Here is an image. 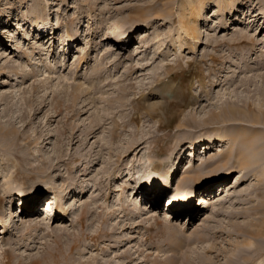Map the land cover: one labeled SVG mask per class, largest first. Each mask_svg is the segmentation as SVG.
<instances>
[{"label": "rangeland", "instance_id": "374dc122", "mask_svg": "<svg viewBox=\"0 0 264 264\" xmlns=\"http://www.w3.org/2000/svg\"><path fill=\"white\" fill-rule=\"evenodd\" d=\"M0 20V264H262L264 0H0ZM207 138L202 174L143 191ZM213 174L194 213L170 205Z\"/></svg>", "mask_w": 264, "mask_h": 264}, {"label": "bare ground", "instance_id": "6f19581e", "mask_svg": "<svg viewBox=\"0 0 264 264\" xmlns=\"http://www.w3.org/2000/svg\"><path fill=\"white\" fill-rule=\"evenodd\" d=\"M204 1L205 0H199V3L203 4ZM39 28H41V27H39ZM192 33L195 34V30H192ZM119 37H120L119 39H121V36H119ZM119 39L116 38V42H118ZM65 42L67 43V45H70V44L73 43L72 38H70L69 36L65 37ZM180 44H181V41H180L179 45ZM221 142H223V141H221ZM215 144H216V140H214V138H207V139L196 140V141L190 143L187 152H185V151L183 152V149H180L179 152H177L178 155H176L177 156V164H174L173 166H170L168 168V170L165 171L164 174H161V175L160 174L149 175L145 179V184H146V188L147 189H144L143 191H146V194H148V195H149V193L147 191L150 192L153 188H157V187L160 189V191H162V190L168 191V186L167 185H168V183L170 181H174V179L176 177L180 176L182 172L189 173L192 169H196V171H197V173H195L196 175H199L200 173L202 174L203 173V168H201L199 170L198 167H196V164L193 163V160L196 161L197 157L200 156V152L199 151L204 149L205 153H206L208 149L214 148ZM220 146L224 147V145H220ZM231 155H232V153H226V156H224V160L228 162L231 159ZM184 157H185V159H184ZM203 158L200 159V161L202 160V163H204V159ZM238 159H240L241 162H242V163H239V164H241L239 167L241 169H243L244 168V165H243L244 162L242 160L243 158H239L238 157ZM246 165H247V163H246ZM230 173H231L230 171L227 172V178L230 175ZM193 175H189L187 182H182L180 184V186L176 189V192L172 193L171 197L169 198L170 205L177 206V207H179V209L188 210L187 212H189V213H194L195 209L193 208L194 207L193 206L194 205L193 201H194V199L198 200V196H197L196 191H195V189H196L195 182L201 184L202 187L203 186H205V187L208 186L209 187L215 181V178H216V176L218 174H213L210 177L209 176L208 177L202 176L200 181H198L199 179L195 178V176H193ZM119 179H121V178H119ZM202 190H204V189H202ZM65 193H66V195L63 197V199H61V200H60V198L58 199L59 200L58 201L59 205H60V203H63V202H65V204H68L70 196H71V193L69 192V190H66ZM14 195L16 197H18V196L22 197V201H23L22 207L26 206V204L29 202L31 197H33V199H31V202L35 200L34 201L35 205L37 203L39 204L42 201V195L38 196L37 193H34V194L30 195V196H26L22 190H16ZM204 195H207L206 192L204 193ZM55 198H56L55 196L52 198L53 201H54ZM203 198H204L203 196H202V198H200L201 202L203 201L204 203H207L208 202L207 201L208 198H206V199H203ZM197 200L195 201V204H196ZM47 201H50V200H47ZM53 201H50V203L48 204L49 206L47 208H45L46 207V202H45V205H44L45 207L44 206L42 207L43 208L42 209V214L46 216L47 220H52L53 218H56V216L66 217V216H68L70 214V211L67 208L65 209V206H63L59 210V212H58V210L55 211L54 206H53ZM167 202L168 201H165V203L163 204L164 210L167 207ZM27 205H29V204H27ZM45 209H49L47 213L45 212ZM176 217L178 218V216H176ZM15 224H16V219H15L14 216H12L10 219H7V220H0V227L6 226L8 228L10 225L13 227ZM262 264H264V260H262Z\"/></svg>", "mask_w": 264, "mask_h": 264}]
</instances>
